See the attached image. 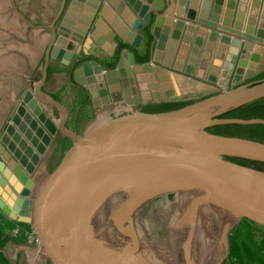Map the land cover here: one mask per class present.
<instances>
[{
	"label": "water",
	"instance_id": "1",
	"mask_svg": "<svg viewBox=\"0 0 264 264\" xmlns=\"http://www.w3.org/2000/svg\"><path fill=\"white\" fill-rule=\"evenodd\" d=\"M102 1L69 0L57 28L51 26L52 36L58 35L49 55L51 59L68 63L79 51H75L76 42L82 38L85 50L91 38L97 44L103 43L105 34L108 40L113 38L102 19L96 17L105 9ZM105 1L112 4L133 32H141L127 33L126 27H122L123 32L118 36L123 43L139 46L144 29L152 20L156 23L150 32L156 38L152 61H157L155 56L161 44L167 43L162 67L155 68L158 73L171 66L174 56L175 68L181 66L179 59H188L187 73L197 63L207 28L197 27L189 20L219 26V14L213 10L216 0H206L209 3L202 5L198 16L195 2L190 7L189 0L184 7L170 9L169 17H179L173 19V24L171 19H165L173 26L170 37L166 35L168 27L158 34V26L164 19L159 14L166 10L164 0H145L150 5L127 0L133 10L121 0ZM136 10L141 21L132 12ZM231 24L232 21L227 25L223 22L220 27L235 35L255 38L242 33L238 23ZM68 34H71L69 41L65 39ZM215 34L209 33L203 47L206 63ZM232 36L222 34L218 45L219 56L230 53L221 72L223 78L219 80L222 89L209 87L203 91L208 96L197 93L201 98L167 111L131 108L141 99H148L139 98L134 75L151 72L152 61L135 63L133 54L124 48L113 68H106L95 59L83 62L73 71L76 82L86 86L93 106L112 103L115 112L99 114L81 133L66 126V107L42 91L46 65L43 67L32 93L39 106L57 108L59 117L53 120L56 130L70 138L71 144L34 192L22 189L21 194L26 197L18 213L30 222L49 264H159V260L162 264H198L192 252L198 235L212 239L213 252L208 264H222L229 254L230 231L242 219L264 227V168L255 164H264V142L207 130L217 124H264L262 118L222 117L234 108L264 97V78L243 82L244 78L264 71L263 55L248 57L249 41L243 45L230 88H225L233 66L231 60L242 43L240 38ZM116 45L117 40H112V45H104V50L111 55ZM64 53L68 55L66 59H62ZM82 73L86 75L84 80ZM153 97L162 99L159 93ZM19 104L22 106V100ZM44 116L43 111L38 118L43 121ZM45 128L51 136L56 131L46 123ZM50 140L47 137V142ZM24 144L23 141L20 147ZM26 168L30 171L33 166ZM20 173L23 178L24 173ZM30 192L34 195L28 199ZM156 199H163L167 209L174 204L176 208L167 228L169 254L166 251L164 258L152 260L146 256L145 240L136 221L139 209Z\"/></svg>",
	"mask_w": 264,
	"mask_h": 264
},
{
	"label": "rangeland",
	"instance_id": "2",
	"mask_svg": "<svg viewBox=\"0 0 264 264\" xmlns=\"http://www.w3.org/2000/svg\"><path fill=\"white\" fill-rule=\"evenodd\" d=\"M257 1L260 3L262 0L260 1L257 0ZM61 2L62 0H13V3L18 4V6L25 12L28 13V11H30V16L37 23L43 22L41 21L42 19H46L48 24H51V21L53 20L54 16L58 13V11H60ZM255 2L256 0H253V3H251L249 7L246 4H242V6H237V8L234 7L232 11V17L228 16V21L232 19L235 20L236 16H238L237 19L238 22L233 23V25L238 23L242 33H248L249 35H253L255 38L251 39L243 35H238L239 38L242 40V43L240 44L239 52L237 53V55H235L233 61H231V63H233L232 64L233 66L231 69H229V71H231V74L227 84L225 85V88H230L231 86L230 85L231 79L236 71L238 60L240 56L243 54L242 51L244 49L243 45L245 44V42L249 41L251 43V45L246 48L249 54L248 56L249 58L252 54L255 55L259 54L264 56V5L263 3L262 4L260 3L261 5L259 3L255 4ZM3 4L4 2L0 1V9L3 7ZM254 4L255 6H253ZM248 8L249 10H247ZM45 10L50 11L51 13L50 17L44 18ZM213 10L218 11V7L214 6ZM77 12L80 13V9ZM246 12L248 14L246 16L247 20L244 21ZM190 21L194 22L197 25V27L205 26L207 28V33L210 32L216 33L215 34L216 40L211 53L207 55L208 58L210 57L207 63L205 62L206 58L204 54V48H202L201 53L197 56L198 61L191 70V73H187L184 70L183 71L180 70V72H182L183 74L185 73V75L189 76L190 82L193 81L197 85L208 84L211 85V88H216L219 91L223 87V84L219 83L220 82L219 80L223 78L221 72L223 69H225L224 68L225 61H227L226 56L227 54L230 53H226L223 54L222 56H219L220 49L218 48V45L220 43L222 34L227 33V35L229 36L235 34L232 33L231 31H225L221 29L220 25L223 23H221L220 21L218 22L219 24L218 27H213L208 24H204L202 22H195L192 20H189L188 22ZM103 24L106 25L109 31L112 32L114 35L111 40H108L105 34L104 36L105 39L103 40V43L99 44V46L95 42V39L91 38L90 45H92V43L94 42L96 43L94 44L95 46L91 47L92 49L91 53H93L92 55L96 56L95 57L96 59L97 58L103 59L105 55H107L105 53L103 54L102 52H99L100 50L97 47H100L102 50H104L105 48L104 45L111 46L112 40L115 41L117 40V44L123 43L122 41L115 38L116 33L112 28H110L104 21ZM11 25H13V23ZM20 34L21 33H19V35ZM66 37L68 39H71V34L66 35ZM84 42L85 39L82 38L79 43V48L80 46L83 45ZM3 51H5V48L4 47L0 48V52L3 53ZM80 54L82 53L79 49V51L76 54H74L73 57L79 58ZM183 61L187 62L188 59L185 58L183 59ZM37 72L39 74V67L36 69V74ZM36 77L38 78L39 76L37 75ZM30 78L31 81L28 80L26 81V83L25 82L23 83L24 89L23 91H21L22 94H24L27 90H30L31 84L35 82L34 77H29V76L26 77V79H30ZM250 78H244L243 82H246ZM57 80H58L57 84H53L55 82L53 79V82H50V84L46 86L49 89V91H53L54 89H55L54 91H56V89H59L63 85L66 87L67 91H69V86L67 87V85L70 84V82H72L70 78L63 77L61 79H56V81ZM65 95L66 94L63 92L60 94L59 97L64 102L67 101ZM208 95L209 94H203V92H201L200 96L205 97ZM200 96H198L193 92H190L186 94H179L178 96L163 98L160 100L145 99V100H141L137 104L145 105L146 110H151L154 108L161 107V105L159 104L162 103V101L191 102L201 98ZM20 99L22 100V95L20 96ZM19 103L20 102L17 101L16 104L11 108V110L5 117L3 124L0 126V230L2 231V235L0 236V241L3 242L2 252L6 257V259L13 264H49L48 260H46L41 253L42 250L40 249L38 238L30 222L25 218H23L20 215V213H18V209H21L24 206L23 200L26 197V196H22L21 194L22 189L28 188L31 192H34V190L39 186L40 182L48 173L43 171V167L41 164L42 162L41 160L43 156L42 157L39 156L38 158H36V160L34 159L35 164L33 166V169L29 171L25 167V164L20 163V159L17 156V151H16L17 148L14 146V144L3 137V133L7 130V127L12 125L13 122L12 118L14 113L16 112L17 107L19 106ZM40 106L43 108L45 115L51 119L53 130H56V124L53 121L54 119L51 114L50 106L42 105V104ZM94 107L96 109L94 108L92 109V115L90 116L89 120L86 122L83 131L97 119V116L99 114L101 113L107 114L108 110H111L112 114L115 112L114 108L110 104L94 106ZM104 107H110V109L105 108V110H103L102 108ZM131 108L133 110H136L137 105H131ZM97 110L99 111L97 112ZM34 119L41 128H45V123L42 120H40L38 117H35ZM23 141L27 143L25 140ZM16 171L19 172L22 171L24 173L23 180H21L22 179L21 176L18 173H16ZM12 173L13 175H15V173L16 175H18V180H16L15 183L13 182V180L8 181V179H4L6 174L9 175ZM29 184H31V186H29ZM31 192L27 196L28 199L33 198L34 194H32ZM6 207H10L12 209L7 210ZM167 207L168 206L163 201H157V202L153 201L152 203H149L147 207H144L142 209V212L137 215V221L135 220L145 240L144 243L150 250L151 255H153L157 259H159V257L164 258V253L166 251L167 253L165 254H169L168 252L169 246L167 242L168 241L167 228L171 223L172 213L174 212L175 207L173 208V206H170L169 209H167ZM8 223L16 224L15 228L9 229L7 227ZM26 225H29V228H27ZM250 239L253 242V244L256 247L260 248L261 251L264 253V227L262 228L252 227ZM203 248H205V250H203ZM201 249H202V253L204 251L203 255L205 256V258L206 259L209 258L211 256V250H213L212 239H210L207 236L203 237L198 235V241L196 242V245L193 246L192 250L194 253L196 252L195 254H197V253H201ZM165 258H167V256H165ZM250 264H258V263L255 262Z\"/></svg>",
	"mask_w": 264,
	"mask_h": 264
},
{
	"label": "flooded vegetation",
	"instance_id": "3",
	"mask_svg": "<svg viewBox=\"0 0 264 264\" xmlns=\"http://www.w3.org/2000/svg\"><path fill=\"white\" fill-rule=\"evenodd\" d=\"M0 1L4 2L3 7L1 8L2 10L0 9V48L4 47L6 50L8 46V41H12L18 44L20 43V45L25 44L29 48L28 54H24L21 50H17V49L13 50V52H15V57L17 58L16 64H18L19 68L17 67L16 71L13 70L12 73L10 71V74L12 75L10 77L11 82H13L14 84L17 83V81L18 82L20 81L21 83L24 82L26 83V81L28 80L31 81V78L26 79V77L28 76L34 77L36 82L38 79L41 78L42 69L46 65V79L43 85L41 86L42 91L52 96L59 102H62L59 97L60 94L64 92L66 94L65 96L67 99L66 102H62V104L67 109V118L65 124L69 129L77 133L83 132V128L85 127L86 122L89 120L90 116L92 115V109L95 107L91 104L90 94L86 86L84 84H80L76 82L73 75L74 69L79 67L83 62L92 59L99 61L103 66L107 68V65L114 60L117 51L119 58L122 54L121 53L122 49L126 48V47L120 48L122 44L130 45V46L133 45L127 43H121V44L118 43L115 46L114 51L111 55L107 53V55H105L103 59L102 58L96 59L95 58L96 56L92 55L93 53H91L92 49H91L90 41H89V46H87L86 50L84 48V45L80 46L79 48L80 42H78L75 51L80 49L82 54H80L79 58L73 57L66 64L57 62L49 57L52 47L55 44L56 37L58 36L57 34H55V36H52L51 26L57 28L69 1L62 0L60 11H58V13L54 16L53 20L51 21V24H48L46 19H42L41 21L43 22L37 23L30 16V11H28V13L25 12L18 6V4L16 3L14 4L13 0H0ZM50 15L51 13L49 10L44 11V18L50 17ZM13 19L14 21L17 20L19 22L18 27L16 26V21L14 25ZM12 23L13 25H11ZM19 33L21 34L19 35ZM2 35H4L5 39L1 38ZM145 37L146 36L144 33L140 45L137 47L133 46L134 51H136V54L139 57H142L145 54ZM65 39L67 41L70 40L67 37ZM153 45L154 43L152 44V46ZM63 48H65V43ZM126 49L128 50L129 53L133 54V58L135 60L133 50H130L128 48ZM67 57H68L67 54L64 53L62 59H66ZM38 67H39V74L38 72L36 74V69ZM37 75L39 76L38 78L36 77ZM80 76L82 77L83 80L86 79V75L84 73H82ZM63 77L70 78L72 80V82H70V84L67 85V87L69 86V91H67L64 85L59 89H56V91H54L55 89L53 91H49V89L46 86L50 84V82H53V79L55 81L53 84H57L58 80L56 81V79H61ZM134 78H135L134 79L135 87L136 89H138L136 74L134 75ZM33 84H31L30 86L31 92L29 91L26 93V95L23 96L22 103L24 99L28 100L31 94L34 97L32 93ZM98 98L101 99L100 96ZM122 99H123L122 102L125 103V95L123 93H122ZM163 103L165 102L162 101V103H160L159 105H163ZM133 105H137V109L146 110L145 105L137 104V103ZM49 106L51 109V114L53 119L54 120L57 119L59 117V112L57 108L51 105ZM20 107L21 105L19 104V108ZM106 109H110V107H106ZM108 113L111 114L112 111L108 110ZM69 143L71 144L70 138L63 135L59 130L55 131V133L51 136L50 143L48 144L47 150L41 160L43 171L50 172L51 170H53V168L58 164V162L62 158L65 150L70 146V145L68 146ZM65 146L68 147L65 149ZM162 200L156 199L155 201L157 202Z\"/></svg>",
	"mask_w": 264,
	"mask_h": 264
},
{
	"label": "crops",
	"instance_id": "4",
	"mask_svg": "<svg viewBox=\"0 0 264 264\" xmlns=\"http://www.w3.org/2000/svg\"><path fill=\"white\" fill-rule=\"evenodd\" d=\"M164 1L166 3V10H164L163 12H161V14H159V15H162V18H164V19L162 20L161 24L158 26V34L163 33L164 28L168 27V31H167L168 33L166 35H169V37H170V34L173 31L172 30L173 26H172V24L169 26L168 22L166 23L165 19L166 18L169 20L171 19V23H173L172 22V21H174L173 19L179 18V17L175 16V15H172L171 17H169L168 11L170 9L175 10L178 5H182L183 7L186 6L188 3V0H164ZM121 2H123L125 4V6L129 7L130 10H133L132 7L129 6L127 0H121ZM140 2H141V4H148L145 0H140ZM194 2H195V10L198 14L200 9L202 8V5L207 1L206 0H194V1L189 0L190 7L192 6L191 4ZM207 3H209V2H207ZM251 3H253V0H245V1L244 0H216L215 5L218 7V11H216V10L215 11L220 15L219 21L221 23L225 22V24L227 25V24H229V22L232 21L231 25H233V23L238 22V20H237L238 16H236L235 20L232 19V20L228 21V16L232 15V11H233L232 8H234V7L237 8V6H241L242 4H246L249 7L251 5ZM255 3H259V2L256 0ZM260 3L261 4L263 3V5H264V0H262ZM103 5L105 6L104 11L99 12L97 17L101 18L102 21H104L110 28H112L115 31V33H116L115 38L122 41L118 36L119 34H121L123 32L122 27H126L127 33H129V32L136 33V34L141 33L139 31L133 32L132 29L126 24V22L118 15V13H116L112 4H110L109 2L104 0ZM148 5H150V4H148ZM253 6H255V4ZM247 10H249V8ZM132 12L134 13L135 18L137 20L141 21V18L137 15L138 10L132 11ZM80 13H81V11H80ZM151 15L154 17L157 16L155 14H151ZM247 15L248 14L246 12L244 21L247 20V18H246ZM15 21H16V26L18 27L19 22L17 20H15ZM15 21L13 19L14 25H15ZM8 23H9V21H8ZM156 26H157L156 23L153 22V20H152L150 25H148L149 32H152V30ZM183 32L184 31L181 32V37H182ZM127 33H125V35H127ZM208 35H209V33H207L205 38H204V43H203L202 48L204 47L205 42L208 40ZM152 37H153V43H156V38L154 36H152ZM181 37L178 41V44H180V42H181ZM232 37L239 38L238 35H233ZM1 38L5 39L4 35H2ZM97 45L99 46V44H97ZM92 46H95V45L92 43L91 47ZM166 47H167V43H165V42H164V44H161V46L159 47L160 50H158V52L155 56L157 61L156 60L152 61L151 58L149 59V61H152V71L151 72L141 71L136 75L137 88H138L137 94L140 95V98H142V96H144V97H148V99L156 100L153 97L154 93L161 94L162 99L173 97V96H178L179 94H186V93H190V92L197 94V93H201V92L207 90L209 87H211V85H208V84L197 85L193 81L190 82L189 81L190 77L185 75V73L183 74L182 72H180V70H182V71L186 70V67H187L186 61H183V60L181 61V59H179L181 66H179V68H175L176 67V61H177L175 59V56L171 60V66L164 68V71L162 73L161 72L158 73L155 70V68L157 66L162 67V62H164V59H165ZM229 47H230V45H229ZM97 48H99V50H100L99 52H102L103 54L104 53L107 54V52L105 50H102L100 47H97ZM14 49L21 50L24 54L29 53V50H28L29 48L25 44L20 45V43L18 44V43H14L12 41H8L7 49L5 51H3V53L0 52V64H1L0 65V126L3 124L4 119L7 116V114L9 113V111L11 110V108L16 104L17 101L20 102V100H21L20 96L22 95V99H23V96L26 95L27 92H29V91L31 92V89H30V90H27L24 94H22L21 91H23V89H24L23 83H21L20 81L19 82L17 81V83H15V84L13 82H11L10 77L12 75L10 74V71L12 73L13 70L16 71L17 67L19 68L18 64H16L17 58L15 57V52H13ZM153 50H154V45L152 46V52H153ZM175 51L176 52L178 51V47ZM175 70H178V71H175ZM60 100L62 102H64L62 99H60ZM141 100H144V99H141ZM110 105L112 107H114L112 103H110ZM25 107L26 106L24 105V108ZM105 108L106 107H104L102 109L105 110ZM18 109H19V106L17 107L16 112L13 115L12 126L15 129V133L17 132L21 136V139H23L27 142L26 145L24 147H18L20 145H18V142L16 141V139L13 138L12 136L7 137L6 131L3 133V137L6 138L7 140H9L11 143H13L14 146L17 148L16 151H17V156L19 159L21 157H25V160H28V162L32 163V165L34 166L35 163L32 161V159L36 160V158H38L39 156H41V157L44 156V154L47 150V146L50 143V142L44 141V136L47 135V137L51 138V135L49 134L47 129L41 128L40 126H39V128L43 132V133L41 132V135L37 134L36 128L32 129L31 131H29V133H26V134L21 132L19 130V128L17 127V125H15L16 124L15 117L18 115ZM94 109H96V108H94ZM103 110H101V111H103ZM26 111L28 113H30L27 109H26ZM98 111L99 110H97V112ZM22 123L26 124V126H28V124L25 122V119L23 120V118H21V120H20V117H19V124H22ZM27 129H29V128H27ZM28 141H29V143H28ZM30 142H31V144H30ZM20 163H23V161L20 160ZM18 174L21 176L20 172ZM10 175L11 176L9 178H7L5 175L4 179H8V181L13 180V182L15 183L16 180H18V175H16V177H13L14 176L13 173ZM7 209L11 210L12 208L7 207Z\"/></svg>",
	"mask_w": 264,
	"mask_h": 264
},
{
	"label": "trees",
	"instance_id": "5",
	"mask_svg": "<svg viewBox=\"0 0 264 264\" xmlns=\"http://www.w3.org/2000/svg\"><path fill=\"white\" fill-rule=\"evenodd\" d=\"M145 32V54L142 57L137 56L134 47L126 44H122L121 47H126L133 50L135 62L144 63L149 61L152 52L153 37L149 32V27L144 29ZM119 48V49H120ZM118 49V50H119ZM118 60V51L114 57V60L107 65V68L115 67ZM264 78V71L256 74L247 81L257 80ZM246 81V82H247ZM88 100V99H87ZM189 102H165L161 107L154 108L151 110H144L146 112H160L167 111L182 107ZM225 118H262L264 119V97L248 102L237 108H234L222 115ZM209 132L225 136H238L243 138H248L252 140L264 142V124H217L209 127L207 129ZM70 143L68 144V146ZM67 146V147H68ZM65 146V149L67 148ZM257 166L264 168V164L256 162ZM16 224L8 223L7 227L9 229L15 228ZM29 228V225H26ZM252 227L262 228L257 226L255 223L248 221L247 219H242L229 234V254L226 259H224L222 264H250L257 262L258 264H264V253L260 248L256 247L250 239ZM2 231L0 230V236ZM2 244L0 241V264H13L9 262L2 252Z\"/></svg>",
	"mask_w": 264,
	"mask_h": 264
},
{
	"label": "bare ground",
	"instance_id": "6",
	"mask_svg": "<svg viewBox=\"0 0 264 264\" xmlns=\"http://www.w3.org/2000/svg\"><path fill=\"white\" fill-rule=\"evenodd\" d=\"M255 4H257V3H255ZM233 9V8H232ZM79 9H76V11H78ZM232 11V10H231ZM231 13V12H230ZM197 16H198V14H197ZM230 16V15H229ZM231 17H232V15H231ZM173 22V21H172ZM173 24V23H172ZM221 24V23H220ZM242 27V26H241ZM170 28V27H169ZM220 39V38H219ZM78 41H80V40H78ZM77 43L78 42H76V45H77ZM166 43V42H165ZM211 56V55H210ZM210 58V57H209ZM233 60V59H232ZM231 60V61H232ZM224 65V64H223ZM221 69V68H220ZM139 73V72H138ZM138 73H135L136 75L138 74ZM244 76V75H243ZM193 88V87H192ZM161 95V94H160ZM24 105L26 106V109L30 112V113H28L27 111H26V109L24 108ZM115 111V110H114ZM34 112V113H33ZM43 114V110L41 109V107L38 105V103H37V101H36V99H35V97H33L32 96V94L30 95V98L28 99V100H26V99H24L23 100V103H22V106L18 109V115L15 117V122H16V124L15 125H17V127L19 128V130L21 131V132H23L24 134H26V133H29V131H31L32 129H37V134L38 135H41V132H42V130L39 128V125L36 123V121H35V117H39L40 115H42ZM19 117H20V120H21V118H23V120L25 119V122L28 124V126H26V124H19ZM34 117V118H33ZM47 125H48V127L50 128V126H51V122H50V120L47 118V116L45 115L44 116V120H43ZM41 124V123H40ZM29 128V129H27V128ZM50 129H52V126H51V128ZM47 131V130H46ZM43 133V132H42ZM48 133V132H47ZM6 136L7 137H13V138H15L16 139V141L18 142V145H22L23 144V139H21V136L16 132L15 133V129H14V127L13 126H11V128H9L8 129V131H6ZM44 141L46 142L47 141V135H45L44 136ZM24 145H26V144H24ZM32 159V158H31ZM20 160L21 161H23V164H25V167H32L33 165H32V163H30V162H28V160H25V157H21L20 158ZM32 161L34 162V160L32 159ZM17 173H19V172H17ZM10 175V174H9ZM9 175H7L6 174V177L7 178H9L10 176ZM23 179V178H22ZM21 179V180H22ZM29 186H31V184H29ZM182 200V199H181ZM180 200V201H181ZM175 206H173V208L175 207L176 208V204H174ZM144 207H146V206H144L143 205V207L141 208V209H139V211H138V213H137V215L138 214H140L141 212H142V209L144 208ZM7 209V208H6ZM8 210V209H7ZM140 212V213H139ZM203 224H205V223H203ZM144 251H145V253H146V256L149 258V259H152V260H154V259H156V260H159V259H157V258H155L153 255H151V253H150V250L148 249V247L146 246V244L144 243ZM194 246V245H193ZM193 248V247H192ZM42 250V249H41ZM203 250H205V248H203ZM192 252H193V250H192ZM212 252H213V250H211V254H212ZM196 253V252H195ZM204 254V251H203V253H202V249H201V253H197L196 254V259H197V261H198V264H208V262H209V258H205V256L203 255ZM159 264H162L161 263V261L159 260Z\"/></svg>",
	"mask_w": 264,
	"mask_h": 264
}]
</instances>
